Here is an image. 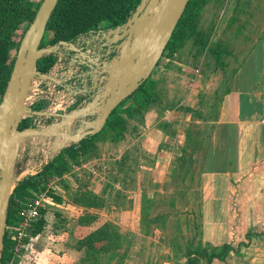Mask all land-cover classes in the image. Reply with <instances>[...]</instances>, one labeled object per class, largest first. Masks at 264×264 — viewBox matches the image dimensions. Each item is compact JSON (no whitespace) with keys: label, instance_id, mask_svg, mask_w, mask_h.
<instances>
[{"label":"rangeland","instance_id":"1","mask_svg":"<svg viewBox=\"0 0 264 264\" xmlns=\"http://www.w3.org/2000/svg\"><path fill=\"white\" fill-rule=\"evenodd\" d=\"M196 9L197 14L191 17L194 32L183 38L173 55L162 57L158 65V75L162 76H156L157 83L147 82L153 99L146 101L135 96L124 101L132 109L123 118L126 125L123 138L114 140L116 130L108 128L100 132L87 152L75 149V158L64 152L70 146L61 148L54 138L34 136L19 146L14 185L40 172L61 153L69 169L57 174L45 190L46 225L36 250L26 255L30 238L20 253L15 255L13 251L9 264H52V253L62 254L68 245L73 256H77L68 257L72 262L66 264H264V181H254L262 185L261 192H253L249 184L235 183L230 239L216 245L212 243L214 235L210 243H205L208 237L202 230L200 177L208 133L203 134V127H194L189 145L186 146L185 140L184 146H177L171 159L170 153L158 149L168 160L163 165V180H156L154 175L158 168L157 157L153 155L155 143L145 149L140 136L147 128L143 123L145 111H154L159 100L155 94L166 97V92L170 94L175 86L177 97L194 92L196 104L205 94V100L214 101L215 105L209 112H216L218 99L212 88L218 86V77L229 79L241 67L257 39L252 30L264 28V0H205ZM251 12H256L255 17L252 18ZM238 21L245 23L248 32L235 36ZM105 27L101 30L109 28ZM22 35L20 30L16 39ZM52 37L49 33L47 40ZM17 53L15 49L12 51L15 59ZM37 88H30V101L37 96ZM39 88L47 90L45 84ZM43 101L37 103L41 104L40 110L46 111L48 103ZM37 103L30 106L36 109ZM31 114L27 111L28 116L24 117L29 124L36 119L43 123L54 119ZM193 114L200 121L203 119L199 107ZM166 130L169 133L171 129ZM163 143L168 146L167 140ZM125 147L128 149L123 152ZM216 217L222 220L219 210ZM100 230L99 235L87 238ZM83 240L87 244L79 248ZM225 245L228 246L224 258L218 257L216 253Z\"/></svg>","mask_w":264,"mask_h":264},{"label":"water","instance_id":"2","mask_svg":"<svg viewBox=\"0 0 264 264\" xmlns=\"http://www.w3.org/2000/svg\"><path fill=\"white\" fill-rule=\"evenodd\" d=\"M58 1H42L21 40L10 79L0 101V264L11 195L16 187L14 166L19 146L34 136H43L54 138L64 148L101 132L111 113L152 75L190 0H141L123 24L98 30L97 34L105 35L108 45L120 41L117 54L103 62L99 75L98 69L94 67L100 64H96L97 60L76 46L75 42L61 41L57 45L41 47L48 21ZM67 47L80 52L81 57L88 60L87 65L94 68L92 81L96 92L89 100H84L83 104L65 112L53 111L51 106L46 111L33 109L30 104L39 102L38 95L29 104H24L32 86L38 87L36 93L42 91L37 85V78L40 81L55 79L49 72L43 73L38 69L39 59ZM110 53L108 49L106 55ZM19 107H23L25 113L29 111V115L34 113L55 118L41 127L27 126L20 129L21 121L28 115L22 117Z\"/></svg>","mask_w":264,"mask_h":264},{"label":"crops","instance_id":"3","mask_svg":"<svg viewBox=\"0 0 264 264\" xmlns=\"http://www.w3.org/2000/svg\"><path fill=\"white\" fill-rule=\"evenodd\" d=\"M255 13H250L252 18L255 17ZM239 23L240 21L236 23L235 36L248 32L245 23ZM252 32L257 39L253 41L246 60L229 79L227 76L218 77V86L212 88L215 90L214 97L218 99L216 112H209L215 105L214 101L205 100V94L199 99V104H196L194 92H186V95L180 94L177 97L176 94L179 92L175 86L170 94L166 92V97L155 94V98L159 100L155 102L154 111L151 113L145 111L143 117L144 127H147L140 135L145 141L144 148H151L153 142L156 146L153 154L158 161V168L154 170L156 180H163L165 173L163 165L164 162L165 166L168 163L163 152H159L158 149L170 153L171 159L176 154L177 146L179 148L185 144L189 145L191 137L194 136V127H203V134L208 133L200 177L202 230L208 237L207 240L204 239L205 243H210V237L214 235L212 243L216 245L228 243L235 183L239 186L249 184L253 192L262 191L260 190L262 185L258 186L259 183L254 181L256 179L264 181V28ZM159 66L154 75L153 73L151 75L156 83V76H162L158 75ZM196 107L203 111L201 121L193 114ZM206 113L214 117L210 118ZM165 127L171 129L170 136H167L168 131L164 129ZM166 140L168 146L163 143ZM127 149L128 147H125L123 152ZM240 181L242 182L239 183ZM218 210L221 221L216 217ZM44 216L43 214L45 219ZM40 236L41 234L35 236L28 243L26 255L29 251L32 253L36 250L37 243L42 237ZM72 252L68 245L62 254L52 253L54 258L52 264L71 263L68 257L77 256L76 254L73 256ZM26 255L24 254L25 257Z\"/></svg>","mask_w":264,"mask_h":264},{"label":"trees","instance_id":"4","mask_svg":"<svg viewBox=\"0 0 264 264\" xmlns=\"http://www.w3.org/2000/svg\"><path fill=\"white\" fill-rule=\"evenodd\" d=\"M43 0H0V96L4 95L8 81L10 79L15 58L12 51L18 52L21 40L34 20L36 13ZM141 0H59L53 11L48 24L46 33L41 44L42 48L48 45H57L61 41L75 42L78 37L92 32H97L102 27L113 28L125 22L133 13ZM205 0H190L186 10L180 19L173 36L167 45L162 57L173 55L180 42L184 37L194 32L192 14H197L196 5H201ZM20 30H23V35L19 40L16 36ZM52 33V38L47 40V35ZM47 40V41H46ZM162 59V58H161ZM56 58L53 55H45L38 61V69L47 73ZM160 63V62H159ZM148 80H153L149 77L129 98V101L135 96L146 101L153 99L152 94L147 88ZM155 87L152 85V89ZM137 94V95H136ZM125 101V100H124ZM124 101L111 113L105 128L116 130L114 140L123 138V130L126 127L124 115L132 109V106L126 107ZM38 104V103H37ZM140 105V104H139ZM41 104L35 106L39 109ZM29 126L28 119H23L19 125L20 129ZM100 135V132L95 135H89L79 143H74L64 152H69L73 157L75 149L80 148L81 151L87 152L94 139ZM62 162L60 165L58 162ZM63 153L58 155L53 161L47 163L43 169L37 174L26 177L21 180L13 190L8 211L7 227L4 239V250L2 264H9V261L14 257V248L16 244L17 224L21 219L20 211L22 207L32 198L42 192H45L48 184L57 175L69 169L67 161H64ZM46 225L45 219L42 217L37 223L32 225L31 231L27 237L34 238L43 232ZM99 232L90 234L87 238L93 237ZM86 239V238H85ZM101 239V238H100ZM99 239V240H100ZM80 247L83 248L87 244L86 241L80 242ZM228 245H225L222 251L216 253L218 257L224 258L225 250ZM66 264V263H59Z\"/></svg>","mask_w":264,"mask_h":264},{"label":"built area","instance_id":"5","mask_svg":"<svg viewBox=\"0 0 264 264\" xmlns=\"http://www.w3.org/2000/svg\"><path fill=\"white\" fill-rule=\"evenodd\" d=\"M94 36H96V38H94ZM104 40H106L105 35L102 36V34L90 33L78 37L75 44L92 56V52L98 50V47L101 48L102 46L108 45L107 40L106 43ZM53 56L56 58V61L48 72L55 79H52L51 81H39L37 83L39 87L41 84L47 86V90H42L37 93L38 100H44L43 102L46 104L48 103L47 105L51 106L53 109L60 105L55 111H70L83 104L84 100L81 101V96L89 90L86 83L83 88L80 86L78 87L80 78H82L81 76H86V73H83L82 65H87L88 60L82 58L80 52L73 51L70 47L64 48L61 52L55 53ZM53 80H58V82ZM95 81L97 80L95 79ZM52 121L53 120L48 123H43L40 119H36L33 123L29 124V126L41 127ZM45 196L46 192H42L29 200L22 207L20 211L21 219L17 224V233L15 236V255L24 249L32 225L37 223L39 219L43 217L47 208V199Z\"/></svg>","mask_w":264,"mask_h":264},{"label":"flooded vegetation","instance_id":"6","mask_svg":"<svg viewBox=\"0 0 264 264\" xmlns=\"http://www.w3.org/2000/svg\"><path fill=\"white\" fill-rule=\"evenodd\" d=\"M123 23H121V24H123ZM102 36H103V34H102ZM104 42L106 43V40H104ZM119 42L120 41H118L116 43L114 42V43H111L109 45L102 46L101 48L98 47L97 48L98 50H96L95 52H92L93 53L92 57L97 60V61H95L96 64H100L98 67L94 65L95 66L94 68L98 69L97 75H99V72H100L99 69L103 65V62L105 60H110L111 58H113L117 54V45ZM108 49H110L111 53H110V55L107 56L106 52L108 51ZM93 64H94V62H93ZM94 68L89 67L86 64L82 65L83 73L85 72L86 76H81L82 78H80V82L78 83V87L80 86L81 88H83L84 84L86 83L88 85L89 90L86 93H84L83 96H81L82 97L81 101L89 100V97L96 92L95 86H94L93 81H92V79H94L92 76V74L94 73ZM100 76H102V74H100Z\"/></svg>","mask_w":264,"mask_h":264},{"label":"bare ground","instance_id":"7","mask_svg":"<svg viewBox=\"0 0 264 264\" xmlns=\"http://www.w3.org/2000/svg\"><path fill=\"white\" fill-rule=\"evenodd\" d=\"M31 99H30V95H28L27 96V98L25 99V101H24V104H29L31 101H30ZM19 111H20V115L22 116V117H24L25 116V110H24V108L23 107H19Z\"/></svg>","mask_w":264,"mask_h":264}]
</instances>
